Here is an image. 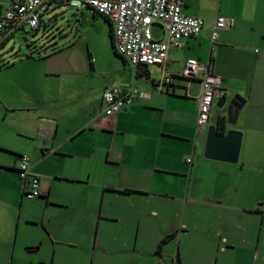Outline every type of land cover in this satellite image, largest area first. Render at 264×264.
<instances>
[{"label": "crops", "instance_id": "0c3cea01", "mask_svg": "<svg viewBox=\"0 0 264 264\" xmlns=\"http://www.w3.org/2000/svg\"><path fill=\"white\" fill-rule=\"evenodd\" d=\"M181 11L204 25L169 49L165 66L178 76L196 58L220 76L224 94L214 98L209 123L226 116L235 83L245 102L226 127L242 132L238 161L203 156L198 79L161 85L160 65L121 59L132 70L115 83L109 74L95 79L92 60L84 66L75 54L19 57L0 81V148L12 154L0 162V264L17 263L19 240L28 252L50 245L39 264H264V0H183ZM219 16L233 25L212 41ZM229 46L237 50L224 54ZM253 48L260 70L237 78L240 56ZM111 86L149 96L108 116L102 94ZM21 154L39 178L36 219L17 210L24 182L8 184ZM22 213L43 240L19 237Z\"/></svg>", "mask_w": 264, "mask_h": 264}, {"label": "built area", "instance_id": "2783aa9c", "mask_svg": "<svg viewBox=\"0 0 264 264\" xmlns=\"http://www.w3.org/2000/svg\"><path fill=\"white\" fill-rule=\"evenodd\" d=\"M182 5L183 0H0V46L20 27L26 25L36 29L42 16L56 11L60 6L79 11L87 8L109 20L114 48L129 65H160L159 83L170 85L175 74L165 66L169 49L181 48L184 40L195 37L204 25L202 18L182 14ZM154 23L162 27L163 39L153 37L151 26ZM232 25L233 19L217 17L212 26V41L217 39L218 30ZM178 76L200 81L196 126L205 129L214 98L224 94L220 76L213 74L207 63L196 58L186 59ZM134 96L147 98L149 92L134 87L106 88L102 94L105 104L103 112L108 116L116 114ZM16 171L24 182L23 196L27 199L40 197L39 178L30 171L28 155H19ZM262 204L264 206V199Z\"/></svg>", "mask_w": 264, "mask_h": 264}, {"label": "rangeland", "instance_id": "374dc122", "mask_svg": "<svg viewBox=\"0 0 264 264\" xmlns=\"http://www.w3.org/2000/svg\"><path fill=\"white\" fill-rule=\"evenodd\" d=\"M41 19L45 23L42 22L39 28L31 29L26 25L20 27L9 35L4 44L0 46V67H2L0 68V81L7 78L8 67H12L13 61L19 57L32 54L34 58H45L55 53L62 54L65 57L66 54L78 55L80 63L84 64V66L91 65L92 60L94 67L98 70V72L93 74V77L97 80L101 79L100 77L104 75L108 77L109 74L113 81L117 83L129 76L132 68L124 65L121 59L114 53L111 45L109 26L102 16L92 14L87 8L79 11L67 6H60L56 11L42 16ZM151 31L153 37H159L160 27L158 25L153 24ZM254 48H256V51L260 50L259 47ZM254 48L251 50L245 49L243 56H240L242 75H237V78H244L255 71L257 72L260 68L264 71V65L260 67L253 64ZM224 49L223 53L225 54L236 48L229 46ZM99 72L102 73V76ZM231 84L228 83L230 93L226 100L238 94L235 91L236 89L232 87L235 83ZM214 109L225 110L224 107L219 108L217 106H214ZM11 155L9 150L0 148V162H8ZM7 174H9L8 178L10 180L8 184L12 185L16 181L22 183L23 180L19 177L18 173ZM37 199L38 197L27 199L23 196V204L17 203V210H20L22 206L24 211L28 210L31 219H36L42 212L41 207L33 205ZM24 217L22 213L19 237L24 240L29 238L26 242L33 239L30 241L32 243H38L40 240H43L40 229L37 226L38 224H26ZM15 251L16 264H30V261L34 264H39L38 262L43 255H50L53 252L50 245L44 246L39 252H28L20 240L16 245Z\"/></svg>", "mask_w": 264, "mask_h": 264}, {"label": "water", "instance_id": "95a60500", "mask_svg": "<svg viewBox=\"0 0 264 264\" xmlns=\"http://www.w3.org/2000/svg\"><path fill=\"white\" fill-rule=\"evenodd\" d=\"M245 99L236 94L227 104L226 116L222 127L217 123H209L205 130V142L203 156L207 159L228 163H236L239 158L242 132L233 128H227L236 122L239 110ZM224 101L221 103L223 104Z\"/></svg>", "mask_w": 264, "mask_h": 264}, {"label": "trees", "instance_id": "16d2710c", "mask_svg": "<svg viewBox=\"0 0 264 264\" xmlns=\"http://www.w3.org/2000/svg\"><path fill=\"white\" fill-rule=\"evenodd\" d=\"M92 14H94V15H100V14H96V13H94V12H92ZM100 16H102L105 20H106V22L108 23V25H109V34H110V38H111V45H112V48H113V50H114V53L120 58V59H122L123 61H125V59L121 56V55H119L117 52H116V50H115V48H114V44H113V39H112V27H111V25H110V23H109V20L106 18V17H104L103 15H100ZM42 19L40 20V24H39V26L42 24ZM43 23H45V22H43ZM39 26L37 27V28H39ZM36 28V29H37ZM26 56H29V57H32V54H30V55H26ZM147 66V65H146ZM179 78L180 76H175V78ZM180 78H182V79H186V80H194V79H187V78H183V77H180ZM171 85V84H170ZM224 116H219L218 117V119H217V124H218V126L221 128L222 127V125H223V122H224ZM170 236H172V235H170ZM163 242H165L164 240H162L161 242H160V244H159V246H158V248H160L161 247V244L163 243Z\"/></svg>", "mask_w": 264, "mask_h": 264}]
</instances>
